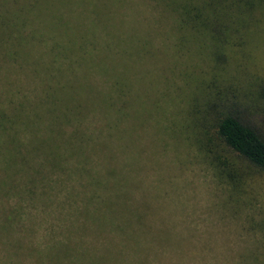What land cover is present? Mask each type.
<instances>
[{"label": "rangeland", "instance_id": "1", "mask_svg": "<svg viewBox=\"0 0 264 264\" xmlns=\"http://www.w3.org/2000/svg\"><path fill=\"white\" fill-rule=\"evenodd\" d=\"M162 5L154 0H0V54L21 78L0 69V107L8 112L13 94L16 103L34 98V85L24 76L36 72V79L43 78L45 61L50 70L69 62L75 42L93 43L112 70L116 55L127 128L119 126L110 138L91 132L103 152L96 149L89 158L99 175L117 170L109 180H117L123 200L143 215L149 229L134 225L140 250L129 255L126 248V261L246 264L247 251L264 253V171L218 142L212 126L216 113H233L264 135V0H191L186 23ZM84 9L95 10L103 22H92L93 14L83 21ZM213 98L216 107L206 108L204 99ZM65 128L70 133L74 126ZM72 166L62 164L52 176L43 166L39 177L27 167L13 178L21 180V188L0 166V264H21L20 255L29 256L28 249L32 257L23 264H50L49 250L68 244V237L71 246L77 245V234L72 238L67 229L82 224L70 215L82 206L80 184L88 186L86 192L89 177L80 181L68 174ZM24 184L35 194H21ZM44 185L52 191L53 212L44 207L50 200L38 196ZM72 190L76 196L68 201ZM60 204L67 208L57 209ZM109 238L112 245H124L117 235Z\"/></svg>", "mask_w": 264, "mask_h": 264}, {"label": "trees", "instance_id": "2", "mask_svg": "<svg viewBox=\"0 0 264 264\" xmlns=\"http://www.w3.org/2000/svg\"><path fill=\"white\" fill-rule=\"evenodd\" d=\"M154 1L162 3L166 9L171 8L172 15L179 16L184 23L192 17L189 12L191 0ZM84 11L85 15L79 13L83 21L88 22L87 17L93 14L92 22H103L101 17H96L95 10L84 9ZM74 47L75 56L56 69L50 70L46 61L40 64V68H45L42 75L39 73L43 78L36 79L34 77L36 72L24 76L25 82L34 85L36 92L34 98L24 96L16 103L13 94L11 102L7 103L11 104L8 112L0 107V162H2L0 166L4 172L12 174V178L8 177L7 180H12L11 184L13 182L20 188L21 180L13 178L20 172H26L27 167L34 169L35 176L39 177L44 171V166L52 176L55 168L72 163V168H67L68 174H75L80 181L89 177V188L86 192L88 186L84 182L80 184V187L84 189L80 190L84 192L82 206L80 208L75 206L73 214H68L74 218L78 217L77 223H82L74 230L67 229L68 235L73 238L77 234L79 241L76 242L77 245L71 246L72 240L68 237V244L59 246V250H49L46 255L50 264H62V261H67V264H136L137 261L133 260L128 263L124 252L128 249L131 255L140 250L139 241L133 237L137 236V233L134 234V225L137 229L145 228L149 231L145 226L144 217L141 213L131 210L123 200L124 195L117 180H109L117 170L99 175V168H96L95 162L89 158L92 151L96 149H99L100 155L103 152L101 147L91 139V132L97 130L102 136L110 138L113 130L120 132L119 126L124 125L127 128L128 116L125 112L124 95L121 93L120 85L122 73L116 71V65H120V60L114 55L112 70L99 53L95 52L93 43L78 41L74 43ZM6 58L0 54V69L5 68L4 73L12 74V79L20 78L14 77V74H19L11 70L9 64L5 65ZM95 74L96 78L93 77ZM54 76L63 78L65 76L67 80H57ZM19 80L21 82V78ZM204 102L206 108L207 106L210 109L216 107L214 98L204 99ZM205 111L207 113L208 109ZM215 112L212 111L211 114L214 115ZM214 119L216 121L212 129L216 140L223 143L237 157L258 170L264 171V135L258 128L250 121L233 113L220 116L216 113ZM71 123L74 129L68 133L65 126H70ZM38 126L44 127V133ZM23 139L24 143L21 142ZM216 160L221 165L218 159ZM91 164L95 165L93 171L90 169ZM64 170H62L63 173ZM230 174L234 175V172ZM28 193L35 194L34 187L29 190L24 184L21 194L25 196ZM67 194L68 201L70 198L74 200L72 197L76 194L73 190L68 191ZM38 196L50 200L49 204L44 202V207L53 212L52 191H47L44 185ZM57 207L61 211L67 208L66 206L63 209L61 204ZM67 217L66 215L64 218ZM13 222L10 224L12 227ZM114 235H117V239L124 245H112V239L109 236ZM83 237H86L88 241L82 243ZM15 248L20 252L23 251V246L15 245ZM27 251L29 256L26 252L19 254L22 257L21 264L26 262L27 258L31 259L29 249ZM247 252L244 256V260H247L246 264H264L263 252H251V250ZM32 261L28 264H33ZM37 263H39L38 258Z\"/></svg>", "mask_w": 264, "mask_h": 264}]
</instances>
